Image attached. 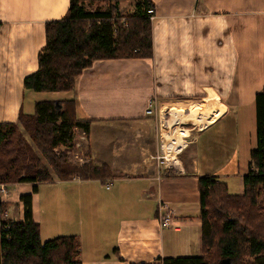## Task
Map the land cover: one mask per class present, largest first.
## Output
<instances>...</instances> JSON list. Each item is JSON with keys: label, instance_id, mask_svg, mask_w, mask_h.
Segmentation results:
<instances>
[{"label": "crops", "instance_id": "crops-1", "mask_svg": "<svg viewBox=\"0 0 264 264\" xmlns=\"http://www.w3.org/2000/svg\"><path fill=\"white\" fill-rule=\"evenodd\" d=\"M151 1L153 57L97 61L63 98L26 91L24 81L39 69L47 24L66 15L70 0H0V123H17L49 97L75 99L78 116L94 121L92 160L114 170L107 182L8 187L9 219L24 221L21 197L32 195L42 242L78 236L83 264L200 257L199 178L217 177L231 195L245 191L264 88V0ZM165 130L185 142L177 168L158 158ZM169 212L175 226L162 228Z\"/></svg>", "mask_w": 264, "mask_h": 264}, {"label": "trees", "instance_id": "trees-1", "mask_svg": "<svg viewBox=\"0 0 264 264\" xmlns=\"http://www.w3.org/2000/svg\"><path fill=\"white\" fill-rule=\"evenodd\" d=\"M125 0H70L66 15L47 24L46 45L39 69L24 81L35 93L60 94L75 90L79 77L97 61L151 59L153 21L151 0H138L133 14H123ZM106 4L91 11L87 5ZM77 101L44 100L35 114H20L17 123H0V184H41L72 179L113 180L111 168L93 162L75 165L67 156L75 132L91 131L93 120L78 116ZM257 144L251 151L244 194L231 195L215 176L199 178L202 255L164 259L163 264H264V88L256 97ZM40 151L41 155L34 149ZM58 149L59 153L55 152ZM128 176H121L126 178ZM25 219L0 218V264H83L78 236L42 242L33 219V197H21ZM9 205L0 200V213ZM153 264V263H143ZM156 264V263H154Z\"/></svg>", "mask_w": 264, "mask_h": 264}, {"label": "rangeland", "instance_id": "rangeland-1", "mask_svg": "<svg viewBox=\"0 0 264 264\" xmlns=\"http://www.w3.org/2000/svg\"><path fill=\"white\" fill-rule=\"evenodd\" d=\"M138 0H125L122 4H121V11L123 14H133L134 11L136 10V6H137V3ZM108 8V5L106 4H100V5H87V9L91 10V11H95V10H105ZM61 96L63 98H66V96H68V94H61ZM50 100L54 99L52 97H49ZM59 100V99H57ZM169 113V112H168ZM166 113V114H168ZM35 114V105H34V109H33V112L31 115H34ZM174 125V124H173ZM172 127V128H171ZM170 129H174L173 127L174 126H171ZM75 141H74V147L72 149H68L67 150V156L69 157V159L75 164V165H78V166H84L85 164H88L89 161L90 162H94L93 159V156H92V151H91V147H90V144H89V133L84 135V133L80 130H76L75 132ZM168 134H170L169 136L171 137L170 139L167 138ZM179 132H174V130H172V135L171 133H169L167 130L164 131V139L166 140V146L167 145H170L169 142H171V139L174 141L175 140V136H179L178 135ZM184 134V133H183ZM176 136V137H177ZM183 136V135H182ZM181 137V135H180ZM182 138V137H181ZM168 140V141H167ZM170 140V141H169ZM255 143L257 144V135H255ZM34 149H36V146L34 145L33 147ZM36 152L41 155L40 151L36 149ZM55 152L56 153H59L58 152V149H55ZM97 165V164H96ZM104 165V164H102ZM102 165H98V166H102ZM107 165V164H106ZM109 166V165H108ZM110 167V166H109ZM111 168V167H110ZM112 172H113V176H114V170L111 168ZM123 175H120L118 177H121ZM115 177V176H114ZM117 177V178H118ZM129 177V176H128ZM0 185H5L7 187H9L10 185L12 184H0ZM12 189V187L10 188ZM9 199V198H8ZM0 200L1 197H0ZM3 201V200H2ZM3 202H6L8 203L9 205V209L8 211H4V212H1L0 213V218L4 221H8L9 220V210L11 208V203L9 201H3ZM16 210V206L13 205V208L11 210L12 213H14V211ZM8 215V216H7ZM17 220L19 218H16Z\"/></svg>", "mask_w": 264, "mask_h": 264}, {"label": "built area", "instance_id": "built-area-1", "mask_svg": "<svg viewBox=\"0 0 264 264\" xmlns=\"http://www.w3.org/2000/svg\"><path fill=\"white\" fill-rule=\"evenodd\" d=\"M149 13L152 16V21H154L153 19H155V13L154 10H150ZM153 105H150L149 110L147 111V115H154L155 111L153 109ZM84 133V132H83ZM84 135H86V133H84ZM170 146H166V140L164 139V141L162 142L161 145V149H162V154L159 158L160 161H162L163 165H166V167H170V168H177L178 166V156L179 154L182 152V149H180L177 153L171 152V150H168ZM172 154H175V158L173 159ZM0 197L3 201L8 200L9 198V191H8V187L5 185H0ZM4 221V220H3ZM159 223L160 226L162 228H169L172 226H175V221H174V215L172 212L167 213L164 216H161L159 218Z\"/></svg>", "mask_w": 264, "mask_h": 264}, {"label": "bare ground", "instance_id": "bare-ground-1", "mask_svg": "<svg viewBox=\"0 0 264 264\" xmlns=\"http://www.w3.org/2000/svg\"><path fill=\"white\" fill-rule=\"evenodd\" d=\"M198 109V110H197ZM197 109L195 108L194 111H192V113L190 115H192L190 118H194L195 116L199 115L200 114V110H199V107H197ZM192 110V109H191ZM204 111V110H203ZM173 115V114H172ZM175 116L177 117V114L175 113ZM184 118V117H183ZM179 120V119H178ZM186 120V119H185ZM181 121V120H180ZM177 123V122H176ZM172 126V125H171ZM170 126V127H171ZM169 127V126H168ZM181 134V133H180ZM170 134H168L167 138L170 139L171 137L169 136ZM168 141V140H167ZM170 141V140H169ZM170 145H167V146H170L168 148V150H171V152H174V153H177L180 149H182L185 145V142L183 141V139L180 137V136H177V138L173 141L171 139V142H169ZM173 156V159L174 160V156L175 154H172Z\"/></svg>", "mask_w": 264, "mask_h": 264}, {"label": "water", "instance_id": "water-1", "mask_svg": "<svg viewBox=\"0 0 264 264\" xmlns=\"http://www.w3.org/2000/svg\"><path fill=\"white\" fill-rule=\"evenodd\" d=\"M221 264H232L231 259H224L222 260Z\"/></svg>", "mask_w": 264, "mask_h": 264}]
</instances>
